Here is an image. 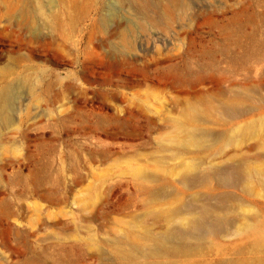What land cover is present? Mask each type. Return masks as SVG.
I'll use <instances>...</instances> for the list:
<instances>
[{
  "label": "rangeland",
  "instance_id": "rangeland-1",
  "mask_svg": "<svg viewBox=\"0 0 264 264\" xmlns=\"http://www.w3.org/2000/svg\"><path fill=\"white\" fill-rule=\"evenodd\" d=\"M7 84L0 264H122L116 246L169 227L155 213L199 189L179 182L182 166L264 145V0H0ZM236 96L232 116L217 109ZM188 106L206 113L204 145L177 149L169 138ZM243 241L232 229L189 256L134 259L241 263Z\"/></svg>",
  "mask_w": 264,
  "mask_h": 264
},
{
  "label": "bare ground",
  "instance_id": "bare-ground-1",
  "mask_svg": "<svg viewBox=\"0 0 264 264\" xmlns=\"http://www.w3.org/2000/svg\"><path fill=\"white\" fill-rule=\"evenodd\" d=\"M168 8L163 9L162 14H166ZM7 14L8 19L13 17L11 9ZM11 89L10 84L0 85V115L2 105L8 101ZM241 98L228 97L216 105L217 109L232 116L236 113ZM216 106L213 108L216 109ZM201 114L206 113L188 106L182 114L183 120L188 124L176 122V132L170 136V143L177 149L202 147L205 140L196 126ZM5 120L9 123L8 119ZM257 148L259 153L251 159L250 156H242L235 162L238 157L235 160L234 156V158L230 156L223 165L209 164L200 168L199 163L191 161L182 166L177 177L179 182L187 188L199 189L187 201L178 194H172L174 204L154 214L156 217L165 216L171 222L169 227L156 234L144 230L138 240L130 241L133 247L120 249L116 246L114 252L121 258L122 264H232V261L211 263L206 260L189 259L181 262L146 263L134 259L136 253L149 257L189 256L194 248L190 244H198L211 234L220 236L232 233V229L236 236L244 240L242 250L244 257L241 258V263L233 264H264V145ZM232 159L235 161L232 162ZM136 172L138 178L151 180L144 171ZM228 188H239L250 199L244 202L237 197L232 198L228 191L221 193L217 191ZM256 196L263 198V201L256 200ZM238 248L237 245L235 250ZM215 249L221 252L222 248L216 245Z\"/></svg>",
  "mask_w": 264,
  "mask_h": 264
}]
</instances>
